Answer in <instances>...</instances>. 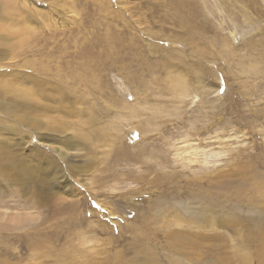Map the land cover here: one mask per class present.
Masks as SVG:
<instances>
[{
  "label": "rangeland",
  "instance_id": "rangeland-1",
  "mask_svg": "<svg viewBox=\"0 0 264 264\" xmlns=\"http://www.w3.org/2000/svg\"><path fill=\"white\" fill-rule=\"evenodd\" d=\"M12 1L33 36L0 102L33 95L68 155L53 208L1 199L0 264H264V0Z\"/></svg>",
  "mask_w": 264,
  "mask_h": 264
},
{
  "label": "bare ground",
  "instance_id": "bare-ground-1",
  "mask_svg": "<svg viewBox=\"0 0 264 264\" xmlns=\"http://www.w3.org/2000/svg\"><path fill=\"white\" fill-rule=\"evenodd\" d=\"M2 3L5 5L3 7L0 5V9L3 10V12H4L3 15H4L5 19H4L3 23H0V35L3 31L5 32L6 35L0 36V39L2 40V41L0 40L1 41L0 42V46H1L0 47V56H4L5 54H7L6 52L16 54L15 53L17 51L16 48L22 47L21 45H24L25 43H27L28 39L33 36V35H31L30 29L25 25L26 20L29 18L28 12L25 11L24 9L18 10V15H17V14H15L16 8L14 9V6H12L11 8L9 7L11 4L13 5L12 0H4V2L2 1ZM8 7L10 8L9 10H8ZM15 15H17V16H15ZM14 24H15V26H14ZM16 26H19V27H16ZM32 33H33V30H32ZM11 38H13V41L11 40ZM22 48H24V47H22ZM16 63L18 64L19 61L17 62V60H16V62L14 63V66L17 65ZM6 64L9 67L13 66V64L11 62H6ZM16 68L18 69V67H16ZM11 69H13V68L11 67ZM1 73L3 74V72H1ZM50 77L48 78V80L50 79ZM16 78L17 77L15 76L14 79H16ZM52 79H54V77ZM37 81H39V80H36V82ZM36 82H35V84H36ZM37 84H40V83H37ZM48 85H49V82H48ZM34 86H36V85H34ZM39 86H36V87H39ZM53 86H52V88H53ZM7 90H9V89H6V91ZM41 91H44V90H41ZM31 92H32V90H31ZM12 93H13V98L15 97V99L12 98V100L7 101V102L2 100V102H0V107L4 109V112H6L7 115L12 114L14 120H16L15 116L19 115L17 113H21L19 116L23 122H19V123L20 124L23 123V125H26L27 129L31 128L32 130H35L33 135L36 137V139L42 140L45 144L50 145V147H52L54 153L53 154H45V156H44L45 158L43 159L41 157V154H43L40 151L41 148H39V147L32 148L31 147V149H29L30 152L36 153L35 158H37L38 160L33 158L32 154L25 155L23 152V147H20L21 146L20 143L13 144L14 142L10 139L11 137L6 136L7 134H9V132H8L9 128L7 126H5V124H0V135H2V136H0V203L3 202L1 199L4 196H6L8 194V192H10V193L13 192V194L14 193L17 194V192H19L20 194L22 193L24 195H26V193H27L26 196L32 197L33 203L36 204L37 206H41L43 202H44V204L46 202H51L52 208H53V206L55 204L57 205V203L59 202L58 200H60V197H59V194H57L56 192L53 191L55 186L53 184H51L49 182V180L50 179H52L53 181L59 180L60 172H58L57 160L60 157H62V158L67 157L68 152L64 151L65 149L63 150L61 145L50 143V142H56L59 140V138L57 136H55V134H53L52 137H49V136H46L44 133L41 134V133L37 132L36 130H41L45 127L47 129H53L50 123L56 122V118H51L47 121V120H44L45 118L42 119V117L40 115L33 114L32 112H35V110L41 109V106L43 104H41V106H38V104H37L38 102L36 104H33L34 102L31 100V97L33 95L30 97L28 95L29 93H27L26 91L19 88V89L12 90ZM34 93H35V91H34ZM8 100H9V98H8ZM35 102H36V100H35ZM37 107H38V109H37ZM10 108H11V110H10ZM21 111H23L24 114ZM68 111L70 112L72 110H68ZM11 112H16L17 115L13 114ZM70 113H73V112H70ZM1 120H3V119H1ZM11 128H14V127L12 126ZM49 131L51 132L53 130H49ZM10 133H12V132H10ZM12 135H15L14 132L12 133ZM68 145L71 146V144H69V143H68ZM37 152L39 154H37ZM53 159L56 162H54ZM49 175H51V178H48ZM10 186L12 187V189H10ZM217 196H218V194H217ZM208 197H209V195H208ZM209 199L210 198H208V200ZM198 200L202 201V203H203V197L202 196H200L198 198ZM212 202L215 204L214 201H212ZM44 204L42 206L45 207ZM220 206H222V204ZM206 207H207V205H206ZM24 217L25 216H22L21 218L25 220ZM219 219H217V220H219ZM40 246H42V244H39L38 249L41 248ZM39 251H40V252H38L39 254L47 253L44 248H41Z\"/></svg>",
  "mask_w": 264,
  "mask_h": 264
}]
</instances>
